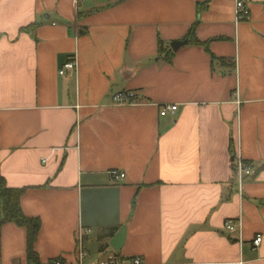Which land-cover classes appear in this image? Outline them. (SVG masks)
I'll list each match as a JSON object with an SVG mask.
<instances>
[{
	"label": "crops",
	"instance_id": "obj_1",
	"mask_svg": "<svg viewBox=\"0 0 264 264\" xmlns=\"http://www.w3.org/2000/svg\"><path fill=\"white\" fill-rule=\"evenodd\" d=\"M237 1L0 0V177L41 219V264H264V0H242V20ZM205 2L209 51L157 60ZM240 160L256 170L241 184ZM0 264H33L24 227L2 226Z\"/></svg>",
	"mask_w": 264,
	"mask_h": 264
},
{
	"label": "trees",
	"instance_id": "obj_2",
	"mask_svg": "<svg viewBox=\"0 0 264 264\" xmlns=\"http://www.w3.org/2000/svg\"><path fill=\"white\" fill-rule=\"evenodd\" d=\"M206 7H207L206 2L197 4V20L192 24L184 40H187L189 43L192 44L200 45L206 51H209V42L208 41L203 42L197 39L195 35L197 25L200 21V15ZM173 55L174 52L171 50V48L165 45V43L162 40H159L157 60L171 62ZM226 61H227L226 59L217 58L215 55H212L213 65L215 62L224 63ZM234 66H235V62H232L230 64V67L233 68ZM235 171L237 173V167H235ZM25 191H26L25 187H11L7 184L6 180L3 177H0V255H1V228L5 223L12 222L26 229L28 259L33 264H41L38 253L35 249V243L38 239V235L41 229V219L39 217H29L23 212L21 206V198L25 193ZM116 229L117 227L111 228L112 231H115ZM53 263L54 261H51V264Z\"/></svg>",
	"mask_w": 264,
	"mask_h": 264
},
{
	"label": "built area",
	"instance_id": "obj_3",
	"mask_svg": "<svg viewBox=\"0 0 264 264\" xmlns=\"http://www.w3.org/2000/svg\"><path fill=\"white\" fill-rule=\"evenodd\" d=\"M236 10H237V17L239 20L246 18L247 17V9L245 8L244 2L242 0H238L236 2ZM77 69V62L74 57H71L60 69L59 74L64 75L68 72H75ZM114 101L115 103L118 104H125V103H130L133 101V94L129 92H122V93H117L114 95ZM178 109L177 104H166L161 108L160 114L162 116L167 115L168 113H174ZM237 171H238V176H239V182L240 184L243 181V178L245 176H253L256 173L255 168H253L252 165L246 164L242 162L241 160L237 164ZM111 176L113 177L114 180H122L125 178L126 174L124 172L118 171V170H112L110 171ZM235 221L232 219H228L225 221V228L232 231L235 229ZM90 232V230H81L79 232L78 236V251H79V257L80 259H83L87 256V250L84 247V235L86 233ZM263 242V235L258 234L256 237L253 239V245L255 248L259 247ZM53 264H63L60 260L54 261ZM106 264H123L119 263L117 261L111 260ZM129 264H144L140 258H135L131 261H129Z\"/></svg>",
	"mask_w": 264,
	"mask_h": 264
},
{
	"label": "water",
	"instance_id": "obj_4",
	"mask_svg": "<svg viewBox=\"0 0 264 264\" xmlns=\"http://www.w3.org/2000/svg\"><path fill=\"white\" fill-rule=\"evenodd\" d=\"M188 43L187 40H177L171 43V49L174 52L179 51L183 46ZM126 237V227H122L118 233H116L110 240V244L113 246L114 249L120 250L124 245Z\"/></svg>",
	"mask_w": 264,
	"mask_h": 264
},
{
	"label": "rangeland",
	"instance_id": "obj_5",
	"mask_svg": "<svg viewBox=\"0 0 264 264\" xmlns=\"http://www.w3.org/2000/svg\"><path fill=\"white\" fill-rule=\"evenodd\" d=\"M95 235H96V234L93 235L94 238H95ZM91 252H92V253H96V250L92 248V249H91Z\"/></svg>",
	"mask_w": 264,
	"mask_h": 264
}]
</instances>
